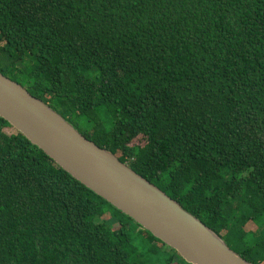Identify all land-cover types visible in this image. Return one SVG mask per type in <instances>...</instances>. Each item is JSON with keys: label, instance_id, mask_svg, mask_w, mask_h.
Listing matches in <instances>:
<instances>
[{"label": "trees", "instance_id": "obj_1", "mask_svg": "<svg viewBox=\"0 0 264 264\" xmlns=\"http://www.w3.org/2000/svg\"><path fill=\"white\" fill-rule=\"evenodd\" d=\"M0 73L264 264V0H0ZM154 242L0 118V264Z\"/></svg>", "mask_w": 264, "mask_h": 264}, {"label": "water", "instance_id": "obj_2", "mask_svg": "<svg viewBox=\"0 0 264 264\" xmlns=\"http://www.w3.org/2000/svg\"><path fill=\"white\" fill-rule=\"evenodd\" d=\"M0 118L186 263L251 264L166 193L87 140L60 114L1 73Z\"/></svg>", "mask_w": 264, "mask_h": 264}, {"label": "rangeland", "instance_id": "obj_3", "mask_svg": "<svg viewBox=\"0 0 264 264\" xmlns=\"http://www.w3.org/2000/svg\"><path fill=\"white\" fill-rule=\"evenodd\" d=\"M75 127L80 131L84 127V125L77 121V126ZM128 224V228H132L136 230V232H138V228L136 226L132 225L131 223ZM152 247L155 249V252H157V256L159 258L157 260V264H167V261H170V264H188L183 259H181L176 253L171 251L168 247L161 245L158 242L152 243Z\"/></svg>", "mask_w": 264, "mask_h": 264}]
</instances>
